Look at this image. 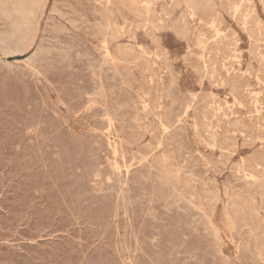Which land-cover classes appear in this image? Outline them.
Returning a JSON list of instances; mask_svg holds the SVG:
<instances>
[{
    "label": "rangeland",
    "instance_id": "obj_1",
    "mask_svg": "<svg viewBox=\"0 0 264 264\" xmlns=\"http://www.w3.org/2000/svg\"><path fill=\"white\" fill-rule=\"evenodd\" d=\"M181 3L48 0L32 28L14 20L12 2L0 10V264H264V0Z\"/></svg>",
    "mask_w": 264,
    "mask_h": 264
},
{
    "label": "bare ground",
    "instance_id": "obj_2",
    "mask_svg": "<svg viewBox=\"0 0 264 264\" xmlns=\"http://www.w3.org/2000/svg\"><path fill=\"white\" fill-rule=\"evenodd\" d=\"M47 1H48V0H0V7H2V9H0V10L5 9V7H7L8 2H12V7H13V8H12V9H13V10H12V14H13L14 16H16V19H14V20H17V21H18L19 26H20L21 24H23L22 26L25 25V26H29V27H31L30 24H32L33 20H36V18H37V14H38V12H39V9H41L43 6H45V4L47 3ZM63 1H64V0H63ZM125 1H127V0H125ZM128 1H130V0H128ZM152 1H153V0H152ZM161 1H162V0H161ZM171 1H172V0H171ZM180 1H182V3H183V0H180ZM190 1H193V0H190ZM210 1H211V0H209V2H210ZM99 2H100V1H99ZM150 2H151V1H150ZM184 2H185V1H184ZM247 2H249V1H247ZM56 3H57V2H56ZM59 3H60V2H59ZM72 3H73V2H72ZM106 3H108V2L106 1ZM124 3H125V2H124ZM124 3H123V4H124ZM141 3H142V2H141ZM164 3H165V2H164ZM178 3H179V2H178ZM178 3H177V4H178ZM182 3H181V4H182ZM188 3H190V2H188ZM195 3H196V2H194V4H195ZM197 3H198V5H199V2H197ZM206 3H207V2H206ZM61 4H62V3H61ZM101 4H102V3H101ZM157 4H158V1H157ZM184 4H185V3H184ZM262 4H263V3H262ZM262 4H261V5H262ZM58 5H59V4H58ZM64 5H65V4H64ZM96 5H97V4H96ZM105 5H106V4H105ZM139 5H140V4H139ZM147 5H148V4H147ZM169 5H170V4H169ZM172 5H173V4H172ZM191 5H193V3H191ZM191 5H189V6H191ZM196 5H197V4H196ZM76 6H77V5H76ZM130 6H131V4H130ZM153 6H154V5H153ZM174 6H176V5H174ZM177 6H178V5H177ZM177 6H176V7H177ZM193 6H194V5H193ZM210 6H212V5H210ZM87 7H88V6H87ZM113 7H114V6H113ZM162 7H163V6H162ZM171 7H172V6H171ZM197 7H198V6H197ZM100 8H101V7H100ZM127 8H128V7H127ZM129 8H130V7H129ZM131 8H132V7H131ZM154 8H155V7H154ZM159 8H160V6H159ZM166 8H167V7H166ZM185 8H187V7H185ZM191 8H193V7H191ZM200 8H202V6H201ZM57 9H59V7H58ZM68 9H69V8H68ZM85 9H86V8H85ZM108 9H110V8H108ZM116 9H117V8H116ZM134 9H135V8H134ZM164 9H165V8H164ZM171 9H173V8H171ZM263 9H264V8H263ZM59 10H61V9H59ZM66 10H67V8H66ZM173 10H175V9H173ZM187 10H188V9H187ZM5 11H6V10H5ZM56 11H58V10H56ZM116 11H117V10H116ZM119 11H120V10H119ZM122 11H123V9H122ZM138 11H139V10H138ZM138 11H137V12H138ZM140 11H141V10H140ZM155 11H156V10H155ZM193 11H195V10H193ZM228 11H229V9H228ZM263 11H264V10H263ZM263 11H262V12H263ZM60 12H62V10H61ZM86 12H87V11H86ZM110 12H111V11H110ZM113 12H114V11H113ZM113 12H112V13H113ZM123 12H124V11H123ZM142 12H143V11H142ZM160 12H161V11H160ZM162 12H163V11H162ZM162 12H161V13H162ZM168 12H169V11L167 10V13H168ZM170 12H171V10H170ZM224 12H225V11H224ZM246 12H247V11H246ZM3 13H4V12H3ZM3 13H2V14H3ZM5 13H6V12H5ZM5 13H4V16H5ZM7 13H8V11H7ZM51 13H52V12H51ZM107 13H108V12H107ZM118 13H119V12H118ZM118 13H117V15H118ZM163 13H164V12H163ZM182 13H183V12H182ZM184 13H185V12H184ZM184 13H183L182 15H184ZM189 13H190V12H189ZM219 13H220V12H219ZM229 13H230V12H229ZM244 13H245V12H244ZM62 14H63V13H62ZM114 14H115V13H113V15H114ZM144 14H146V13H144ZM169 14H170V13H168V14H166V15H169ZM173 14H174V13H173ZM250 14H251V13H250ZM0 15H1V14H0ZM9 15H10V12H9ZM58 15L60 16V14H58ZM95 15H96V14H95ZM109 15L112 17V14H109ZM117 15H116V16H117ZM164 15H165V14H164ZM171 15H172V14H171ZM180 15H181V14H180ZM247 15H248V14H247ZM11 16H12V15H11ZM61 16H63V15H61ZM61 16H60V17H61ZM70 16H71V15H70ZM110 16H109V17H110ZM153 16H154V15H153ZM178 16H179V14H178ZM212 16H213V15H212ZM214 16H215V15H214ZM219 16L221 17L220 14H219ZM255 16H256V15H255ZM9 17H10V16H9ZM9 17H8V18H9ZM66 17H67V16H65V18H66ZM68 17H69V16H68ZM107 17H108V16H107ZM109 17H108V22H110ZM114 17H115V16H114ZM155 17H156V15H155ZM183 17H184V16H183ZM194 17H196V16H194ZM206 17H207V16H206ZM210 17H211V15H210ZM215 17H216V16H215ZM1 18H3V15H2ZM48 18H49V17H48ZM63 18H64V17H63ZM65 18H64V19H65ZM84 18H85V17H84ZM146 18H147V16H146ZM150 18H151V17H150ZM153 18H154V17H153ZM186 18H187V17H186ZM207 18H208V17H207ZM211 18H213V17H211ZM242 18H243V17H242ZM249 18H250V17H249ZM102 19H103V17H102ZM104 19H106V18H104ZM111 19H112V18H111ZM147 19H148V18H147ZM165 19H166V18H165ZM179 19H180V18H179ZM179 19H178V21H179ZM181 19H182V18H181ZM184 19H185V18H184ZM215 19H216V18H215ZM217 19H218V17H217ZM4 20H5V19H4ZM12 20H13V19H12ZM14 20H13V21H14ZM54 20H55V17H54ZM171 20H172V19H171ZM188 20H189V18H188ZM208 20H210V19H208ZM233 20H234V17H233ZM233 20H232V21H233ZM258 20H259V19H258ZM13 21H10V23L13 22ZM17 21H14V22H13V26H14V27H16V24L14 25V23H15V22L17 23ZM48 21H49V20L47 19V22H48ZM101 21H102V20H100L99 22H101ZM126 21H127V20H126ZM146 21H147V20H146ZM180 21H181V20H180ZM210 21H211V20H210ZM5 22H6V20H5ZM59 22H60V21H59ZM83 22H84V21H83ZM127 22H129V21H127ZM134 22H135V20H134ZM194 22H195V21H194ZM204 22H205V20H204ZM208 22H209V21H208ZM208 22H207V23H208ZM216 22H217V21H216ZM243 22H244V21H243ZM260 22H261V21H260ZM34 23H35V21H34ZM68 23H69V22H68ZM79 23H80V22H79ZM137 23H138V22H137ZM143 23H144V22H143ZM150 23H152L151 20H150ZM163 23H165V22H163ZM188 23H189V22H188ZM218 23H219V21L217 22V25H218ZM257 23H258V22H257ZM11 24H12V23H11ZM70 24H71V23H70ZM74 24H75V23H74ZM77 24H78V23H77ZM158 24H159V23H158ZM168 24H170V23H168ZM173 24H174V23H173ZM186 24H187V21H186ZM209 24H210V23H209ZM211 24H212V23H211ZM5 25H6V23H5ZM17 25H18V24H17ZM62 25H63V22H62ZM79 25H80V24H79ZM109 25H110V24H109ZM137 25H138V24H137ZM143 25H144V24H143ZM143 25H142V26H143ZM146 25H147V24H146ZM150 25H151V24H150ZM150 25H149V26H150ZM248 25H249V24H248ZM256 25H258V24H256ZM8 26H9V25H8ZM45 26H46V25H45ZM91 26H92V25H91ZM130 26H131V25H130ZM130 26H129V27H130ZM139 26H140V25H139ZM157 26H158V25H157ZM187 26H188V25H187ZM187 26H186V28H188ZM206 26H207V25H206ZM0 27H1V25H0ZM6 27H7V26H6ZM14 27H13V28H14ZM17 27H18V26H17ZM29 27H27V28L24 30V31H25V34H24V36H23V39L26 40V42L29 41V40H31V39L29 38V35H30V34H29V33H30L29 31L32 30V29H30ZM67 27H68V26H67ZM67 27H66V28H67ZM75 27H76V26H75ZM99 27H100V25H99ZM99 27H98V28H99ZM101 27H103V26L101 25ZM150 27H152V25H151ZM153 27H154V25H153ZM166 27H167V24H166ZM172 27H173V26H172ZM189 27H190V26H189ZM208 27H209V26H208ZM215 27H216V26H215ZM246 27H247V26H246ZM246 27H245V28H246ZM250 27H252V26L250 25ZM257 27H258V26H256V28H257ZM2 28H3V26H2ZM4 28H5V27H4ZM31 28H32V27H31ZM66 28H65V29H66ZM90 28H91V27H90ZM124 28H125V26H124ZM134 28H135V26H134ZM157 28H158V27H157ZM157 28H156V29H157ZM168 28H169V27H168ZM173 28H174L173 30H175L176 27H173ZM178 28H179V27H178ZM211 28H212V27H210L209 29H211ZM10 29H11V28H10ZM15 29H16V28H15ZM15 29H14V31H15ZM20 29H21V28H20ZM22 29H23V27H22ZM22 29H21V30H22ZM55 29H56V28H55ZM67 29H68V28H67ZM80 29H81V28H80ZM99 29H101V28H99ZM108 29H109V27H108ZM122 29H123V28H122ZM152 29H153V28H152ZM159 29H161V28H159ZM189 29H190V28H189ZM207 29H208V28H207ZM253 29H254V28H253ZM257 29H258V28H257ZM259 29H260V28H259ZM261 29H262V28H261ZM2 30H4V29H2ZM18 30H19V28H18ZM68 30H69V29H68ZM120 30H121V27H120ZM136 30H137V29H136ZM161 30H162V29H161ZM165 30H166V29H165ZM165 30H163V31H165ZM202 30H203V29H202ZM226 30H227V29H226ZM4 31H5V30H4ZM7 31H8V28H7ZM63 31H64V30H63ZM63 31H62V32H63ZM74 31H75V30H74ZM74 31H73V32H74ZM78 31H79V30H78ZM98 31H99V30H98ZM104 31H105V29H104ZM131 31H132V30H131ZM143 31H144V29H143ZM154 31H155V30H154ZM167 31H169V30H167ZM203 31H205V30H203ZM207 31H208V30H207ZM257 31H258V30H256V32H257ZM20 32H21V31H20ZM20 32H19V33H20ZM62 32H61V33H62ZM64 32H66V30H65ZM67 32H68V31H67ZM133 32H134V31H133ZM145 32H146V30H145ZM147 32H148V31H147ZM150 32H151V31H150ZM152 32H153V31H152ZM165 32H166V31H165ZM177 32H178V31H177ZM180 32H181V31H180ZM184 32H185V31H184ZM189 32H190V31H188V33H189ZM191 32H193V29L191 30ZM212 32H213V31H212ZM225 32H226V31H225ZM246 32H247V31H246ZM262 32H263V31H262ZM7 33H8V32H7ZM12 33H16V34H18L17 32H12ZM31 33H32V32H31ZM33 33H34V32H33ZM74 33H75V32H74ZM109 33H110V32H109ZM226 33H227V32H226ZM250 33H251V31H250ZM252 33H253V31H252ZM257 33H258V32H257ZM10 34H11V32H10ZM76 34H78V33H76ZM83 34H84V33H83ZM111 34H112V33H111ZM123 34H124V32H123ZM143 34H144V33H143ZM157 34H158V33H157ZM186 34H187V32H186ZM197 34H198V33H197ZM248 34H249V33H248ZM263 34H264V33H263ZM14 35H15V34H14ZM20 35H21V34H20ZM42 35H43V33H42ZM46 35H47V33H46ZM46 35H45V36H46ZM59 35H60V34H59ZM103 35H105V34L103 33ZM107 35H108V34H107ZM107 35H106V36H107ZM148 35H149V34H148ZM178 35H179V34H178ZM187 35H188V34H187ZM207 35H208V34H207ZM220 35H221V34H220ZM249 35H250V34H249ZM251 35H252V34H251ZM258 35H259V34H258ZM50 36H51V35H50ZM86 36H87V35H86ZM144 36H145V35H144ZM179 36H180V35H179ZM179 36H178V37H179ZM217 36H218V35H217ZM217 36H216V37H217ZM59 37H60V36H59ZM88 37H89V36H88ZM94 37H95V36H94ZM94 37H93V38H94ZM98 37H99V36H97V38H98ZM104 37H105V36H104ZM155 37H156V36H155ZM158 37H159V36H158ZM184 37H185V35H184ZM192 37H193V36H192ZM247 37H248V36H247ZM261 37H262V36H261ZM15 38H16V37H15ZM19 38H20V37H19ZM40 38H41V37H40ZM60 38H62V36H61ZM206 38H207V37H206ZM211 38H213V36H212ZM211 38H210V39H211ZM231 38H232V36H231ZM262 38H264V37H262ZM82 39H83V38H82ZM94 39H95V38H94ZM99 39H100V38H99ZM106 39H107V37H106ZM153 39H154V38H153ZM225 39H226V38H225ZM225 39H224V40H225ZM234 39H235V36H234ZM249 39H250V38H249ZM252 39H254V38H252ZM259 39H260V38H259ZM21 40H22V38H21ZM85 40H86V39H85ZM189 40H190V39H189ZM195 40H196V38H195ZM198 40H199V39H198ZM207 40H208V39H207ZM212 40H213V39H212ZM227 40H228V39H227ZM231 40H233V38H232ZM231 40H230V41H231ZM12 41H13V40H12ZM15 41H16V39H15ZM18 41H19V43H20V40H19V39H18ZM54 41H55V40H54ZM154 41H155V39H154ZM159 41H160V39H159ZM249 41H250V40H249ZM249 41H248V42H249ZM251 41H252V40H251ZM263 41H264V40H263ZM23 42L25 43V41H23ZM40 42H41V41H40ZM202 42H203V41H202ZM232 42H233V41H232ZM234 42H235V41H234ZM258 42H259V41H258ZM261 42H262V41H261ZM21 43H22V42H21ZM97 43H98V42H97ZM100 43H102V42H100ZM153 43H154V42H153ZM158 43H159V42H158ZM158 43H157V44H158ZM222 43H223V42H222ZM230 43H231V42H230ZM230 43H229V44H230ZM253 43H254V42H253ZM3 44H4V43H3ZM22 44H23V43H22ZM26 44H29V43H26ZM80 44H81V43H80ZM90 44H91V43H90ZM104 44H106V43H104ZM187 44H188V43H187ZM227 44H228V43H227ZM227 44H226V45H227ZM234 44H235V43H234ZM250 44H251V43H250ZM254 44H255V43H254ZM256 44H257V43H256ZM258 44H259V43H258ZM261 44H262V43H261ZM50 45H51V44H50ZM88 45H89V44H88ZM92 45H93V44H92ZM101 45H102V44H101ZM134 45H135V44H134ZM196 45H197V44H196ZM202 45H203V43H202ZM220 45H221V44H220ZM226 45H225V46H226ZM237 45H238V44H237ZM248 45H249V44H248ZM251 45H252V44H251ZM22 46H23V45H22ZM37 46H38V45H37ZM143 46H145V44H144ZM158 46H159V45H158ZM206 46H207V45H206ZM222 46H223V45H222ZM222 46H221V49H222ZM227 46H228V45H227ZM18 47H19V46H18ZM27 47H28V46H27ZM196 47H197V46H196ZM201 47H202V46H201ZM208 47H209V46H208ZM214 47H215V46H214ZM223 47H224V46H223ZM230 47H231V46H230ZM248 47H249V46H248ZM253 47H254V46H253ZM259 47H260V46H259ZM49 48H50V47H49ZM140 48H141V47H140ZM158 48H159V47H158ZM161 48H163V46H161ZM199 48H200V45H199ZM257 48H258V47H257ZM52 49H53V48H52ZM95 49H96V48H95ZM98 49H99V48H98ZM137 49H138V48H137ZM145 49H146V48H145ZM192 49H193V48H192ZM192 49H191V50H192ZM195 49H196V48H195ZM195 49L193 50L194 53H195V51H196ZM227 49H228V48H227ZM233 49H234V47H233ZM255 49H256V48H255ZM261 49H262V48H261ZM12 50H13V48H12ZM24 50H26L25 47H24V49L21 48V50L11 51L10 53H12V54L20 53V54H21V52H23ZM48 50H49V49H48ZM102 50H105V49H102ZM147 50H148V49H147ZM162 50H163V49H162ZM162 50H160V51H162ZM247 50H248V49H247ZM256 50H257V49H256ZM99 51H101V50H99ZM107 51H108V50H107ZM114 51H116V53H117V50H114ZM158 51H159V50H158ZM186 51H187V50H186ZM193 51H192V52H193ZM202 51H203V49H202ZM205 51H207V49H205ZM205 51H204V52H205ZM232 51H233V50H232ZM253 51H254V49L252 50V54H254ZM1 52H2V51H1ZM49 52H50V51H49ZM51 52H52V51H51ZM70 52H71V51H70ZM137 52H139V51L137 50ZM213 52H214V51H213ZM215 52H216V50H215ZM225 52H226V51H225ZM227 52H228V51H227ZM234 52H235V51H234ZM258 52H259V50H258ZM97 53H98V52H97ZM106 53H107V52H106ZM144 53H145V52H144ZM154 53H155V52H154ZM186 53H187V52H186ZM211 53H212V52H211ZM259 53H260V52H259ZM108 54H109V53H108ZM145 54H146V53H145ZM166 54H167V53H166ZM187 54H188V53H187ZM187 54H186V55H187ZM190 54H191V53H190ZM197 54H199V53H197ZM197 54H196V55H197ZM202 54H203V53H202ZM204 54H205V53H204ZM109 55H110V54H109ZM142 55H143V54H142ZM148 55H149V54H148ZM150 55H152V54H150ZM150 55H149V56H150ZM158 55H159V54H158ZM163 55H164V54H163ZM167 55H168V54H167ZM167 55H166V56H167ZM225 55H226V54H224V56H225ZM238 55H239V54H238ZM248 55H249V54H248ZM256 55H257V54H256ZM49 56H50V55H49ZM51 56H52V55H51ZM70 56H71V55H70ZM94 56H95V55H94ZM100 56H101V54H100ZM102 56H104V55H102ZM105 56H106V55H105ZM183 56H184V54H183ZM198 56H199V55H198ZM198 56H197V57H198ZM200 56H201V55H200ZM219 56H220V55H219ZM229 56H230V55H229ZM231 56H232V55H231ZM254 56H255V54H254ZM254 56H253V58H254ZM259 56H261V55H259ZM110 57H111V56H110ZM119 57H120V56H119ZM158 57H160V55H159ZM177 57H178V56H177ZM181 57H182V56H181ZM192 57H193V56H192ZM201 57H202V56H201ZM207 57H208V56H207ZM221 57H222V55H221ZM27 58H28V57H27ZM106 58H107V57H106ZM112 58H113V57H112ZM148 58H149V57H148ZM150 58H151V57H150ZM150 58H149V59H150ZM153 58H154V57H153ZM164 58H165V57H164ZM182 58H184V57H182ZM188 58H189V56H188ZM217 58H218V57H217ZM223 58H224V57H222V59H223ZM225 58H226V56H225ZM232 58H233V57H232ZM232 58H231V59H232ZM234 58H235V57H234ZM237 58H238V57H237ZM257 58H258V57H257ZM259 58H261V57H259ZM157 59H158V58H157ZM161 59H162V58H161ZM194 59H195V58H194ZM194 59L192 58V60H194ZM196 59H198V58H196ZM200 59H201V58H200ZM211 59H212V58H211ZM262 59H263V58H262ZM65 60H66V59H65ZM65 60H64V62H66ZM104 60H105V58H104ZM162 60H164V59H162ZM167 60H169V59H167ZM167 60H166V61H167ZM170 60H171V59H170ZM177 60H178V59H177ZM186 60H187V59H186ZM190 60H191V59H190ZM192 60H191V61H192ZM224 60H225V59H224ZM226 60H227V59H226ZM232 60H233V59H232ZM243 60H244V59H243ZM24 61H25V60H24ZM26 61H27V60H26ZM151 61H152V60H151ZM151 61H150V62H151ZM166 61H165V63H166ZM172 61H173V60H172ZM196 61H198V60H196ZM204 61H205V60H204ZM214 61H215V60H214ZM217 61H218V59H217ZM230 61H231V60H230ZM257 61H258V60H257ZM261 61H262V60H261ZM263 61H264V60H263ZM27 62H28V61H27ZM42 62H43V61H42ZM72 62H73V61H72ZM79 62H80V61H79ZM146 62H147V61H146ZM189 62H190V61H189ZM219 62H221V60H219V61L216 62V63H219ZM228 62H229V61H227V63H228ZM247 62H248V61H247ZM250 62H251V61H250ZM250 62H249V63H250ZM28 63H29V62H28ZM31 63H32V62H31ZM43 63H44V62H43ZM94 63H95V62H94ZM107 63H108V61H107ZM147 63H148V62H147ZM165 63H164V64H165ZM192 63H193V62H192ZM192 63H191V64H192ZM196 63H197V62H196ZM196 63H193V67H192V66H191V67L194 68V64H196ZM198 63H199V62H198ZM209 63H210V62H209ZM209 63L206 62V64H209ZM223 63H224V62H223ZM229 63H230V62H229ZM235 63L237 64V62H235ZM263 63H264V62H263ZM12 64H13V63H12ZM62 64H63V63H62ZM65 64H66V63H65ZM129 64H130V63H129ZM149 64H150V63H148V65H149ZM185 64H186V63H185ZM210 64H211V63H210ZM230 64H231V63H230ZM257 64H258V63H257ZM31 65H32V64H31ZM31 65H29V66H31ZM75 65H76V64H75ZM110 65H111V64H110ZM151 65H152V64H151ZM157 65H158V64H157ZM166 65H167V64H165V66H166ZM202 65H203V64H202ZM212 65H213V64H212ZM241 65H242V64H241ZM251 65H252V64H251ZM261 65H262V63H261ZM39 66H40V65H39ZM105 66H106V65H105ZM108 66H109V65H108ZM112 66H113V65H112ZM153 66H154V65H153ZM168 66H171V65H168ZM220 66H221V65H220ZM223 66H224V65H223ZM227 66H229V65H227ZM258 66H259V65H258ZM35 67H36V66H35ZM37 67H38V65H37ZM71 67H72V66H71ZM124 67H125V66H124ZM151 67H152V66H151ZM166 67H167V66H166ZM196 67H197V66H196ZM210 67H212V66H211V65H210V66H207L206 69L208 70ZM231 67H232V66H231ZM239 67H240V66H239ZM245 67H246V66H245ZM252 67H253V66H252ZM263 67H264V66H263ZM32 68H34V67H32ZM92 68H94V66H93ZM103 68H104V67H103ZM112 68H113V67H112ZM162 68H163V67H162ZM184 68H185V67H184ZM27 69H28V68H27ZM36 69H37V68H36ZM113 69H114V68H113ZM158 69H159V67H158ZM166 69H167V68H166ZM166 69H165V70H166ZM171 69H173V68H171ZM223 69H224V68H223ZM251 69H252V68H251ZM29 70H30V68H29ZM41 70H42V69H39V71H41ZM95 70H96V69H95ZM115 70H117V69H115ZM173 70H174V69H173ZM173 70H172V73H173ZM191 70H192V69H191ZM194 70H197V69H194ZM200 70H201V69H200ZM227 70H228V69H227ZM227 70H226V71H227ZM229 70H230V69H229ZM246 70H247V69H246ZM252 70H253V69H252ZM260 70H261V67H260ZM30 71H31V70H30ZM33 71H34V70H33ZM97 71L99 72V70H97ZM113 71H114V70H113ZM169 71H170V70H169ZM184 71H185V70H184ZM192 71H193V70H192ZM201 71H202V70H201ZM219 71H220V70H219ZM219 71H218V72H219ZM256 71H257V70H256ZM258 71H259V70H258ZM41 72H42V71H41ZM75 72H76V71H75ZM170 72H171V71H170ZM170 72H169V73H170ZM195 72H196V71H195ZM204 72H205V71H204ZM210 72H211V71H210ZM221 72H222V71H221ZM244 72H245V71H244ZM254 72H255V71H254ZM35 73H36V72H35ZM35 73H34V74H35ZM49 73H50V72H49ZM88 73H89V72H88ZM95 73H96V72H95ZM172 73H171V74H172ZM174 73H175V71H174ZM202 73H203V72H202ZM208 73H209V70H208ZM211 73H212V72H211ZM239 73H240V72H239ZM249 73H252V72L250 71ZM249 73H248V74H249ZM262 73H264V72H262ZM262 73H261V74H262ZM42 74H43V73H42ZM96 74H97V73H96ZM103 74H104V73H103ZM118 74H119V73H118ZM120 74H121V73H120ZM154 74H155V72H154ZM162 74H163V73H162ZM198 74H199V73H198ZM229 74H230V73H229ZM229 74H228V75H229ZM235 74H236V73H235ZM237 74H238V73H237ZM121 75H122V74H121ZM175 75H176V73H175ZM211 75H212V74H211ZM211 75H210V76H211ZM228 75H227V76H228ZM239 75H240V74H239ZM18 76H19V75H18ZM32 76H33V75H32ZM40 76H41V75H40ZM73 76H74V75H73ZM117 76H118V75H117ZM117 76H116V77L114 76V77L117 78ZM172 76H173V75H172ZM198 76H199V75H198ZM205 76H206V75H205ZM208 76H209V74H208ZM216 76H217V75H216ZM216 76H215V77H216ZM235 76H237V75H235ZM249 76H250V75H249ZM45 77H46V76H45ZM52 77H53V76H52ZM54 77H55V76H54ZM119 77H120V76H119ZM123 77H124V76H123ZM159 77H160V76H159ZM241 77H242V76H241ZM259 77H260V76H259ZM33 78H34V77H33ZM42 78H43V77H42ZM57 78H58V77H57ZM98 78H99V77H98ZM102 78H103V77H102ZM124 78H125V77H124ZM162 78H163V76H162ZM172 78H173V77H172ZM175 78H176V77H175ZM212 78L214 79V77H212ZM242 78H243V77H242ZM247 78H248V76H247ZM263 78H264V77H263ZM60 79H61V78H60ZM119 79H120V78H119ZM213 79H212V81H213ZM218 79H219V78H218ZM228 79H229V78H228ZM253 79H254V78H253ZM49 80H50V77H49ZM63 80H64V79H63ZM97 80H98V79H97ZM101 80H102V79H101ZM117 80H118V79H116L115 82H117ZM122 80H123V79H122ZM122 80H120V81H122ZM124 80H125V79H124ZM164 80H165V79H164ZM166 80H167V79H166ZM168 80H169V79H168ZM172 80H173V79H172ZM224 80H225V79H224ZM230 80H233V79H230ZM235 80H236V79H235ZM43 81H44V80H43ZM51 81H52V80H51ZM76 81H77V80H76ZM94 81H95V80H94ZM157 81H159V78L157 79ZM216 81H218V80H216ZM233 81H234V80H233ZM247 81H248V80H247ZM247 81H246V82H247ZM70 82H71V81H69V83H70ZM72 82H73V81H72ZM77 82H78V81H77ZM107 82H108V81H107ZM113 82H114V81H113ZM163 82H165V81H163ZM163 82H162V84H163ZM176 82H178L177 79H176L175 83H176ZM250 82H251V81H250ZM250 82H249V83H250ZM263 82H264V81H263ZM263 82H261V83H263ZM13 83H14V82H13ZM37 83H38V79H37ZM40 83H41V82H40ZM66 83H67V82H66ZM80 83H81V82H80ZM96 83H97V82H96ZM218 83H219V81H218ZM232 83H233V82H231V84H232ZM247 83H248V82H247ZM247 83H246V84H247ZM257 83H258V81H257ZM48 84H49V83H48ZM52 84H54V82H53ZM102 84H103V83H102ZM112 84H115V83H112ZM119 84H121V83H119ZM177 84H178V83H177ZM214 84H215V83H214ZM216 84H217V83H216ZM220 84H221V83H220ZM225 84H226V82H225ZM238 84H239V83H238ZM246 84H245V85H246ZM263 84H264V83H263ZM13 85H14V84H13ZM40 85H41V84H40ZM95 85H96V84H95ZM157 85H159V83H158ZM160 85H161V84H160ZM163 85H164V84H163ZM174 85H175V84H174ZM233 85H234V84H233ZM233 85H232V86H233ZM239 85H240V84H239ZM245 85H244V86H245ZM45 86H46V85H45ZM113 86H114V85H113ZM113 86H112V87H113ZM178 86H179V85H178ZM178 86H177V87H178ZM219 86H220V85H219ZM223 86H224V85H223ZM234 86L236 87V85H234ZM240 86H241V85H240ZM249 86H250V85H249ZM37 87H38V86H37ZM51 87H52V85H51ZM107 87H108V86H107ZM114 87H116V86H114ZM120 87H121V86H120ZM159 87H160V86H159ZM159 87H158V88H159ZM165 87H166V86H165ZM165 87H164V88H165ZM225 87H226V86H225ZM250 87H251V86H250ZM260 87H261V86H260ZM43 88H44V87H43ZM109 88H110V87H109ZM116 88H117V87H116ZM129 88H130V87H129ZM175 88H176V86H175ZM231 88H232V87H231ZM236 88H237V87H236ZM238 88H239V87H238ZM49 89H50V88H49ZM97 89H98V88H97ZM172 89H173V86H172ZM233 89H234V88H233ZM262 89H263V88H262ZM37 90H38V89H37ZM100 90H101V89H100ZM106 90H107V89H106ZM106 90H105V91H106ZM120 90H121V89H120ZM158 90H159V89H158ZM174 90H175V89H174ZM174 90H173V93H174ZM236 90H237V89H236ZM245 90H246V89H245ZM249 90H250V88H249ZM249 90H248V91H249ZM164 91H165V90H164ZM170 91H171V90H170ZM175 91H176V90H175ZM239 91H240V90H239ZM51 92H52V91H51ZM93 92H94V91H93ZM119 92H120V91H119ZM156 92H157V91H156ZM167 92H168V90H167ZM232 92H233V90H232ZM237 92H238V91H237ZM241 92H242V91H241ZM256 92H257V91H256ZM258 92H259V91H258ZM263 92H264V91H263ZM98 93H99V92H98ZM98 93H97V94H98ZM102 93H103V91H102ZM106 93H107V92H106ZM159 93H160V92H159ZM175 93H176V92H175ZM181 93H182V92H181ZM247 93H248V92H247ZM261 93H262V92H261ZM48 94H49V93H48ZM53 94H54V93H53ZM115 94H116V93H115ZM166 94H167V93H166ZM171 94H172V93H171ZM186 94H187V93H186ZM188 94H189V93H188ZM237 94H238V93H237ZM239 94H240V93H239ZM21 95H22V93H21ZM87 95H88V94H87ZM89 95H90V94H89ZM92 95H93V93H92ZM103 95H104V94H103ZM109 95H110V93H109ZM119 95H121V94H119ZM122 95H123V94H122ZM174 95H175V94H174ZM241 95H242V94H241ZM252 95H253V94H252ZM43 96H44V95H43ZM43 96H42V97H43ZM55 96H56V95H55ZM77 96H78V95H77ZM82 96H83V95H82ZM161 96H162V95H161ZM178 96H179V95H177V97H178ZM231 96H232V95H231ZM235 96H236V95H235ZM58 97H59V96H58ZM102 97H103V96H102ZM102 97H101V98H102ZM105 97H106V96H105ZM122 97H123V96H122ZM163 97H164V96H163ZM169 97H170V96H169ZM177 97H176V99H177ZM194 97H195V96H194ZM239 97H240V96H239ZM239 97H238V98L236 97L237 100L239 99ZM246 97H247V96H246ZM255 97H256V95H255ZM259 97H260V96H259ZM51 98H52V97H51ZM159 98H160V97H159ZM159 98H158V99H159ZM170 98H171V97H170ZM187 98H188V97H187ZM187 98H184V99H187ZM260 98H261V97H260ZM260 98H258V99H260ZM56 99H57V98H56ZM88 99H89V98H88ZM178 99H179V98H178ZM222 99H223V98H222ZM232 99H233V98H232ZM44 100H45V99H44ZM53 100H54V99H53ZM126 100H127V99H125V101H126ZM141 100H142V99H141ZM188 100H189V99H188ZM188 100H187V101H188ZM223 100H224V99H223ZM241 100L244 101L242 98H241ZM50 101H51V100H50ZM50 101H49V103H50ZM86 101H87V100H86ZM128 101H129V100H128ZM155 101H156V100H155ZM176 101H177V100H176ZM185 101H186V100H185ZM189 101H190V100H189ZM233 101H234V99H233ZM238 101H239V100H238ZM246 101H247V100H246ZM255 101H257V100H255ZM54 102H55V101H54ZM109 102H110V101H109ZM126 102H127V101H126ZM163 102H164V101H163ZM170 102H171V101H170ZM174 102H175V101H174ZM174 102H173V103H174ZM193 102H194V101H193ZM193 102H192V103H193ZM220 102H221V101L219 100L218 103H220ZM252 102H254V101L252 100ZM102 103H103V102H102ZM155 103H156V102H155ZM164 103H165V102H164ZM179 103H180V102H179ZM188 103H189V102H188ZM224 103H225V101H224ZM242 103H243V102H242ZM246 103H247V102H246ZM254 103H255V102H254ZM254 103H253V104H254ZM44 104H45V103H44ZM54 104H55V103H54ZM88 104H90V103L88 102ZM93 104H94V103H93ZM104 104H105V103H104ZM142 104H143V103H142ZM175 104H176V103H175ZM181 104H182V103H181ZM185 104H186V103H185ZM225 104H226V103H225ZM231 104H232V103H231ZM261 104H262V103H261ZM60 105H61V104H60ZM106 105H107V104H106ZM113 105H114V104H113ZM115 105H116V104H115ZM139 105H140V103H139ZM139 105H138V106H139ZM183 105H184V104H183ZM186 105H187V104H186ZM210 105H211V104H210ZM210 105H209V107H210ZM214 105H215V104H214ZM217 105H218V104H217ZM251 105H252V104H251ZM254 105H255V104H254ZM87 106H88V105H87ZM118 106H119V105H118ZM146 106H147V105H146ZM168 106H169V105H168ZM168 106H167V107H168ZM177 106H180V105L177 104ZM219 106H220V105H219ZM230 106H231V105H230ZM248 106H249V105H248ZM66 107H67V106H66ZM101 107H102V106H101ZM104 107H105V105H104ZM156 107H158V106H156ZM169 107H170V106H169ZM213 107H214V106H213ZM220 107H221V106H220ZM237 107H238V106H237ZM246 107H247V106H246ZM263 107H264V106H263ZM64 108H65V107H64ZM77 108H79V107H77ZM97 108H98V106H97ZM175 108L177 109V107H175ZM187 108H188V107H187ZM221 108H222V107H221ZM223 108H224V107H223ZM228 108H229V107H228ZM235 108H236V107H235ZM243 108H244V107H243ZM248 108H250V107H248ZM254 108H255V106H254ZM258 108H259V107H258ZM61 109H62V108H60V110H61ZM70 109H71V108H70ZM84 109H86V108H84ZM105 109H106V108H105ZM142 109H143V108H142ZM159 109H160V108H159ZM173 109H174V108H173ZM179 109H180V108H179ZM50 110H51V109H50ZM98 110H99V108H98ZM101 110H102V109H101ZM114 110H115V108H114ZM119 110H120V108H119ZM119 110H118V111H119ZM152 110H153V109H152ZM177 110H178V109H177ZM186 110H187V109H186ZM207 110H208V108H207ZM207 110H206V111H207ZM214 110H215V108H214ZM227 110H228V109H227ZM252 110H253V108H252ZM78 111H79V110H78ZM85 111H86V110H85ZM108 111H109V109H108ZM112 111H113V110H112ZM121 111H122V110H121ZM168 111H169V110H168ZM170 111H171V114L174 113V112H172V110H170ZM174 111L176 112V110H174ZM178 111H179V110H178ZM180 111H181V110H180ZM210 111H211V109H210ZM235 111H236V110H235ZM237 111H238V110H237ZM8 112H9V111H8ZM113 112H115V111H113ZM113 112H112V113H113ZM122 112H123V111H122ZM212 112H213V111H212ZM228 112H229V111H228ZM244 112H245V111H244ZM253 112H254V111H253ZM253 112H252V113H253ZM261 112H262V111H261ZM263 112H264V111H263ZM73 113H74V112H73ZM79 113H80V112H79ZM83 113H84V112H83ZM107 113H108V112H107ZM118 113H119V112H118ZM180 113H181V112H180ZM182 113H183V112H182ZM237 113H238V112H237ZM256 113H257V111H256ZM64 114H65V112H64ZM88 114H89V113H88ZM88 114H87V115H88ZM114 114H115V113H114ZM119 114H120V113H119ZM119 114H118V115H119ZM122 114H123V113H122ZM159 114H160V113H159ZM169 114H170V113H169ZM228 114H229V113H228ZM233 114H234V110H233ZM239 114H241V113H239ZM261 114H263V113H261ZM42 115H43V114H42ZM76 115H77V114H76ZM85 115H86V114H85ZM108 115H109V114H108ZM120 115H121V114H120ZM120 115H119V116H120ZM154 115H155V114H154ZM179 115H180V114H179ZM179 115H178V116H179ZM181 115H182V114H181ZM209 115H210V114H209ZM251 115H252V114H251ZM263 115H264V114H263ZM58 116H59V115H58ZM144 116H145V115H144ZM173 116L175 117L174 114H173ZM176 116H177V115H176ZM230 116H231V115H230ZM246 116H247V115H246ZM246 116H245V117H246ZM259 116H260V115H259ZM74 117H75V116H74ZM84 117H85V116H84ZM171 117H172V116H171ZM171 117H170V118H171ZM223 117H224V116H223ZM240 117H241V116L239 115V119H241ZM243 117H244V116H243ZM245 117H244V118H245ZM103 118H104V117H103ZM119 118H120V117H119ZM142 118H143V117H142ZM144 118H146V117H144ZM156 118H157V117H156ZM161 118H163V117H161ZM161 118H160V119H161ZM166 118H169V117H166ZM166 118H165V119H166ZM204 118H205V117H204ZM254 118H255V117H254ZM256 118H257V117H256ZM100 119H101V118H100ZM104 119H105V118H104ZM173 119H174V118H173ZM209 119H211V118H209ZM212 119H213V118H212ZM230 119H232V118H230ZM230 119H229V120H230ZM245 119H246V118H245ZM259 119H260V117H259ZM55 120H56V119H55ZM85 120H86V119H85ZM85 120H84V121H85ZM98 120H99V119H98ZM142 120H143V119H142ZM169 120H170V119H169ZM182 120H183V119H182ZM205 120H206V119H205ZM229 120H228V121H229ZM237 120H238V119H237ZM65 121H67V120H65ZM76 121H77V120H76ZM80 121H81V120H80ZM122 121H123V119H122ZM157 121H158V120H157ZM208 121H210V120H208ZM248 121H249V120H248ZM259 121H261V119H260ZM81 122H82V121H81ZM111 122H112V121H111ZM116 122H117V121H116ZM161 122H162V121H161ZM168 122H169V121H168ZM172 122H173V121H172ZM240 122H241V121H240ZM244 122H245V121H244ZM102 123H104V122H102ZM105 123H106V122H105ZM184 123H185V122H184ZM227 123H228V122H227ZM247 123H249V122H247ZM80 124H81V123H80ZM94 124H95V123H94ZM116 124H117V123H116ZM119 124H120V123H119ZM172 124H173V123H172ZM181 124H182V123H181ZM185 124H186V123H185ZM210 124H211V123H210ZM213 124H214V123H213ZM224 124H225V123H224ZM228 124H229V123H228ZM233 124L236 125L235 122H234ZM245 124H246V122H245ZM259 124H260V123H259ZM261 124H262V123H261ZM14 125H15V124H14ZM43 125H44V124H43ZM81 125H83V124H81ZM87 125H88V124H87ZM95 125H96V124H95ZM126 125H128V124H126ZM162 125H164V124H162ZM176 125H177V124H176ZM178 125H179V124H178ZM183 125H184V124H183ZM242 125H244V124H242ZM262 125H263V124H262ZM157 126H159V125L157 124ZM164 126H165V125H164ZM185 126H186V125H185ZM195 126H196V125H195ZM237 126H238V125H237ZM263 126H264V125H263ZM112 127H113V126H112ZM114 127H116V125H114ZM165 127H166V126H165ZM169 127H172V126H169ZM182 127H183V126H182ZM224 127H225V126H224ZM228 127H229V126H228ZM239 127H240V126H239ZM260 127H261V126H260ZM15 128H17V127H15ZM39 128H40V127H39ZM68 128H70V127H68ZM87 128H88V127H87ZM96 128H97V127H96ZM127 128H129V127H127ZM127 128H125V129H127ZM161 128H163V127H161ZM173 128H174V127H173ZM218 128H219V127H218ZM230 128H231V127H230ZM242 128H243V127H242ZM263 128H264V127H263ZM116 129H117V127H116ZM118 129H119V128H118ZM122 129H123V127H122ZM122 129H121V130H122ZM171 129H172V128H171ZM181 129H183V128H181ZM261 129H262V128H261ZM31 130H32V128H31ZM37 130H39V129H37ZM173 130H174V129H173ZM173 130H172V131H173ZM221 130H222V129H221ZM234 130H235V129H234ZM238 130H239V129H238ZM241 130H242V129H241ZM253 130H254V129H253ZM263 130H264V129H263ZM100 131H101V130H100ZM106 131H107V130H106ZM123 131H124V130H123ZM163 131H164V130H163ZM163 131H162V132H163ZM212 131H213V130H212ZM215 131H216V130H215ZM219 131H220V130H219ZM239 131H240V130H239ZM247 131H248V130H247ZM27 132H28V131H27ZM35 132H36V130H35ZM37 132H38V131H37ZM85 132H86V131H85ZM87 132H88V131H87ZM114 132H115V131H114ZM125 132H126V131H125ZM127 132H128V131H127ZM130 132H132V131H130ZM186 132H187V131H186ZM221 132H222V131H221ZM236 132H237V131H236ZM242 132H243V131H242ZM251 132H252V131H251ZM33 133H34V132H33ZM67 133H68V132H67ZM88 133H89V132H88ZM90 133H91V132H90ZM166 133H168V132H166ZM180 133H181V132H180ZM180 133H179V134H180ZM183 133H184V132H183ZM183 133L181 134L182 136H183ZM215 133H216V132H215ZM222 133H223V132H222ZM228 133H230L229 130H228ZM259 133H260V131H259ZM36 134H37V133H36ZM86 134H87V133H86ZM117 134H118V133H117ZM129 134H131V133H129ZM220 134H221V133H220ZM223 134H224V133H223ZM239 134H240V133H239ZM245 134H246V133H245ZM245 134H244V135H245ZM249 134H251V133L249 132ZM252 134H253V133H252ZM263 134H264V133H263ZM263 134H262V135H263ZM89 135H90V134H89ZM96 135H97V134H96ZM131 135H132V134H131ZM175 135H176V133H175ZM260 135H261V134H260ZM66 136H67V135H66ZM133 136H134V135H133ZM161 136H162V135H161ZM247 136H248V135H247ZM258 136H259V135H258ZM75 137H76V136H75ZM85 137H86V136H85ZM92 137H93L94 141H96V139L94 138L95 136H92ZM116 137H117V136H116ZM123 137H124V136H123ZM130 137H131V136H130ZM175 137H176V136H175ZM186 137H187V136H186ZM224 137H225V136H223V138H224ZM228 137H229V136H228ZM245 137H246V136H245ZM260 137H262V136H260ZM41 138H42V137H41ZM170 138H171V136H170ZM177 138H178V136H177ZM182 138H184V137H182ZM233 138H234V137L232 136V139H233ZM263 138H264V137H263ZM101 139H102V138H101ZM125 139H126V137H125ZM125 139H124V140H125ZM128 139H129V137H128ZM130 139H131V138H130ZM166 139H167V138H166ZM172 139H173V138H172ZM179 139H180V138H179ZM179 139H178V140H179ZM198 139H199V138H198ZM212 139H214V138H212ZM243 139H244V138H243ZM250 139H251V138H250ZM255 139H256V138H255ZM260 139H261V138H260ZM102 140H103V139H102ZM111 140H112V139H111ZM175 140H176V139H175ZM114 141H115V140H114ZM179 141H180V140H179ZM222 141H223V140H222ZM222 141H221V142H222ZM257 141H258V138H257ZM259 141H261V140H259ZM180 142H181V141H180ZM214 142H215V141H214ZM245 142H246V141H245ZM16 143H17V142H16ZM102 143H103V142H102ZM203 143H204V142H203ZM224 143H225V142H224ZM97 144H98V143H97ZM158 144H159V142H158ZM179 144H181V143H178V145H179ZM182 144L185 145L186 143H184L183 140H182ZM176 145H177V144H176ZM205 145H206V144H205ZM212 145H213V144H212ZM233 145H234V144H233ZM233 145H232V146H233ZM263 145H264V144H262L261 146H263ZM97 146H99V145H97ZM180 146H181V145H180ZM236 146H237V145H236ZM236 146H235V147H236ZM112 147H113V146H112ZM186 147H187V145H186ZM188 147H191V145L188 146ZM207 147H208V146H207ZM7 148H8V147H7ZM95 148H96V147H95ZM184 148H185V146H184ZM261 148H262V147H261ZM263 148H264V146H263ZM263 148H262V149H263ZM8 149H9V148H8ZM176 149H177V148H176ZM19 150H20V149H19ZM94 150H95V149H94ZM97 150H99V149H97ZM121 150H122V149H121ZM234 150H235V149H234ZM7 151H8V150H7ZM103 151H104V150H103ZM115 151H116V149H115ZM194 151H195V150H194ZM263 151H264V150H263ZM130 152H131V151H130ZM198 152H199V151H198ZM231 152H232V151H231ZM19 153H20V152H19ZM100 153H101V152H100ZM123 153H124V152H123ZM194 153H195V152H194ZM196 153H197V152H196ZM202 153H203V152H202ZM107 154H108V153H107ZM116 154H117V153H116ZM120 154H121V153H120ZM128 154H129V152H128ZM205 154H206V153H205ZM205 154H203L202 156H205ZM231 154H233V153H231ZM79 155H80V154H79ZM81 155H82V154H81ZM113 155H114V154H113ZM125 155H127V154H125ZM131 155H132V154H131ZM143 155H144V154H143ZM188 155H189V154H188ZM191 155H192V154H191ZM194 155H195V154H194ZM207 155H208V154H207ZM222 155H223V154H222ZM226 155H229V154H226ZM7 156H8V155H7ZM18 156H19V155H18ZM121 156H122V155H121ZM121 156H120V157H121ZM141 156H142V155H141ZM186 156H187V155H185V157H186ZM192 156H193V155H192ZM199 156H200V155H199ZM223 156H224V155H223ZM223 156H222V158H223ZM56 157H57V156H56ZM60 157H61V156H60ZM117 157H118V156H117ZM126 157H127V156H126ZM226 157H227V156H226ZM226 157H225V158H226ZM245 157H246V156H245ZM15 158H16V157H15ZM140 158H141V157H140ZM140 158H139V159H140ZM188 158H189V157H188ZM198 158H199V157H198ZM205 158H207V157H205ZM219 158H220V157H219ZM7 159H8V158H7ZM103 159H104V158H103ZM177 159H178V158H177ZM208 159H209V158H208ZM259 159H260V157L258 158L257 161H259ZM137 160H138V159H137ZM189 160H190V159H189ZM197 160H198V159H197ZM225 160H226V159H225ZM120 161H121V163H122V160H120ZM133 161H134V160H133ZM185 161H186V159H185ZM240 161H241V160H240ZM242 161H243V160H242ZM9 162H10V161H9ZM109 162H110V161H109ZM113 162H114V161H113ZM117 162H118V161H117ZM124 162H125V161H124ZM211 162H212V161H211ZM217 162H218V161H217ZM224 162H225V161H224ZM254 162H255V161H254ZM231 163H232V162H231ZM233 163H235V162H233ZM109 164H110V163H109ZM114 164H115V163H114ZM124 164H125V163H124ZM134 164H135V163H134ZM136 164H138V163H136ZM139 164H140V163H139ZM148 164H149V162H148ZM183 164H184V163H183ZM260 164H262V163H259L258 165H260ZM106 165H107V164H106ZM126 165H127V163H126ZM149 165H150V164H149ZM179 165H180V164H179ZM238 165H239V164H238ZM241 165H242V164H241ZM114 166H115V165H114ZM232 166H233V165H232ZM250 166H251V165H250ZM38 167H39V166H38ZM38 167H37V168H38ZM115 167H116V166H115ZM124 167H125V166H124ZM128 167H129V166H128ZM133 167H134V166H133ZM145 167H147V166H145ZM148 167H149V166H148ZM148 167H147V168H148ZM202 167H203V166H202ZM252 167H253V165H252ZM260 167H263V166H260ZM260 167H259V168H260ZM110 168H112V167H110ZM130 168H131V167H130ZM232 168H233V167H232ZM232 168H231V169H232ZM124 169H125V168H124ZM128 169H129V168H128ZM128 169H127V170H128ZM133 169H134V168H133ZM140 169H142V168H140ZM34 170H35V169H34ZM261 170H262V169H261ZM31 171H32V170H31ZM31 171H30V172H31ZM116 171H117V169H116ZM132 171H133V170H132ZM142 171H144V170H142ZM149 171L151 172V170H149ZM233 171H234V169H233ZM241 171H242V169H241ZM80 172H81V171H80ZM139 172H140V171H139ZM145 172H146V169H145ZM147 172H148V171H147ZM110 173H111V172H110ZM132 173H133V172H132ZM237 173H238V172H237ZM244 173H245V172H244ZM247 173H248V172H247ZM135 174H137V173H135ZM147 174H148V173H147ZM229 174H230V173H229ZM231 174H232V173H231ZM234 174H235V173H234ZM101 175H102V174H101ZM131 175H132V174H131ZM131 175H130V176H131ZM142 175H143V174H142ZM149 175H150V174H149ZM248 175L250 176L251 174H248ZM103 176H104V175H103ZM105 176H106V175H105ZM114 176H115V175H114ZM134 176H135V175H134ZM144 176H145V174H144ZM144 176H143L142 178H144ZM237 176H238V175H237ZM237 176H236V177H237ZM251 176H252V175H251ZM19 177H20V176H19ZM139 177H140V176H139ZM145 177H146V176H145ZM148 177H149V176H148ZM148 177H147V178H148ZM226 177H227V176H226ZM232 177H233V176H232ZM236 177H235V178H236ZM242 177H243V176H242ZM252 177H253V176H252ZM111 178H112V177H111ZM114 178H115V177H114ZM230 178H231V177H230ZM230 178H229V179H230ZM233 178H234V177H233ZM233 178H232V179H233ZM240 178H241V177H240ZM244 178H245V177H244ZM103 179H104V178H103ZM144 179H145V178H144ZM100 180H101V179H100ZM134 180L136 181V179H134ZM241 180H242V179H241ZM244 180H245V179H244ZM250 180H251V179H250ZM110 181H111V180H110ZM114 181H115V180H114ZM126 181H127V180H126ZM148 181H149V179H148ZM235 181H236V180H235ZM238 181H239V180H238ZM262 181H263V180H262ZM106 182H107V181H106ZM143 182H144V181H143ZM150 182H152L151 179H150ZM226 182H227V181H226ZM229 182H231V181H229ZM248 182H249V181H248ZM4 183H5V182H4ZM92 183H93V182H92ZM98 183H101V182H98ZM98 183H97V184H98ZM113 183H114V182H113ZM113 183H112V184H113ZM115 183H116V182H115ZM137 183H138V182H137ZM137 183H136V184H137ZM139 183H140V181H139ZM231 183H232V182H231ZM231 183H230V184H231ZM245 183H247V182H245ZM249 183H250V182H249ZM144 184H145V183H144ZM227 184H229V183L227 182ZM255 184H256V183H255ZM101 185H102V184H101ZM106 185H107V184H106ZM106 185H105V186H106ZM121 185H122V184H121ZM142 185H143V184H142ZM145 185H148V183L145 184ZM243 185H244V183H243ZM248 185H249V184H248ZM259 185H262V184H259ZM108 186H110V185H108ZM150 186H151V185H150ZM244 186H246V184H245ZM244 186H243V187L241 186V187L244 188ZM257 186H258V185H257ZM47 187H48V186H47ZM57 187H58V186H57ZM122 187H123V186H122ZM235 187H236V186H235ZM238 187H240V186H238ZM89 188H90V186H89ZM105 188H106V187H105ZM105 188H104V189H105ZM112 188H113V187H112ZM259 188H260V187H259ZM148 189H149V188H148ZM150 189H151V187H150ZM150 189H149V190H150ZM226 189H227V187H226ZM257 189H258V187H257ZM25 190H26V189H25ZM56 190H57V189H55V191H56ZM74 190H75V189H74ZM121 190H122V189H121ZM124 190H125V189H124ZM141 190H142V189H141ZM240 190H242V189H240ZM261 190H262V189H261ZM125 191H126V190H125ZM245 191H246V190H245ZM252 191H253V190H252ZM255 191H256V190H255ZM259 191H260V190H259ZM101 192H102V190H101ZM144 192H145V191H144ZM99 193H100V192H99ZM133 193H134V192H133ZM142 193H143V192H142ZM142 193H141V195H142ZM241 193H242V192H241ZM258 193L260 194V192H258ZM19 194H20V193H19ZM120 194H121V193H120ZM130 194H131V193H130ZM150 194H151V192H150ZM45 195H46V193H45ZM146 195H149V194H146ZM146 195H145V196H146ZM37 196H38V195H37ZM37 196H36V197H37ZM69 196H70V195H69ZM71 196H72V195H71ZM152 196H153V195H152ZM119 197H120V196H119ZM119 197H118V199H119ZM124 197H125V196H124ZM249 197H250V195H249ZM11 198H12V197H11ZM11 198H10V199H11ZM146 198H147V197H146ZM0 199H1V198H0ZM138 199H139V198H138ZM155 199H156V198H155ZM167 199L169 200V198H167ZM145 200H146V199H145ZM162 200H163V199H162ZM69 201H70V198H69ZM165 201H167V200L165 199ZM159 202H160V201H159ZM163 202H164V201H162V203H163ZM154 203H155V202H154ZM157 203H158V202H157ZM157 203H156V204H157ZM32 204H34V203H32ZM65 204H66V203H65ZM86 204H87V203H86ZM164 204H165V202H164ZM179 204H180V203H179ZM151 205H153V204H151ZM162 205H163V204H162ZM6 206H7V205H6ZM17 206H18V205H17ZM32 206H33V205H32ZM30 207H31V206H30ZM45 207H46V206H45ZM95 207H96V206H95ZM150 207H151V206H150ZM161 207H162V206H161ZM165 207H166V206H165ZM168 207H169V205H168ZM180 207H181V205H180ZM212 207L214 208L213 205H212ZM170 208H171V207H170ZM172 208H173V207H172ZM172 208H171V209H172ZM207 208H209V206H208ZM13 209H14V208H13ZM64 209H65V208H64ZM81 209H82V208H81ZM164 209H165V208H164ZM180 209H181V208H180ZM180 209H179V210H180ZM18 210H20V209H18ZM148 210H149V208H148ZM167 210H168V208H167ZM173 210H174V209H173ZM175 210L177 211V209H175ZM10 211H11V210H10ZM81 211H82V210H81ZM156 211H157V210H156ZM176 211H174V213H175ZM28 212H29V211H28ZM118 212H119V211H118ZM129 213H130V212H129ZM148 213H149V212H148ZM156 213H157V212H156ZM203 213H204V212H203ZM29 214H30V213H29ZM115 214H116V213H115ZM125 214H126V213H125ZM169 214H170V213H169ZM181 214H182V213H181ZM191 214H192V213H191ZM197 214H198V213H197ZM149 215H150V214H149ZM166 215H167V214H166ZM175 215H176V214H175ZM17 216H18V215H17ZM27 216H28V215H27ZM57 216H58V215H57ZM204 216H205V215H204ZM125 217H126V216H125ZM149 217H150V216H149ZM155 217H156V216H155ZM180 217H181V216H180ZM201 217H202V216H201ZM11 218H12V217H11ZM11 218H10V219H11ZM34 218H35V217H34ZM37 218H38V217H37ZM144 218H145V217H144ZM151 218H152V217H151ZM156 218H157V217H156ZM156 218H155V219H156ZM190 218H191V217H190ZM115 219H116V218H115ZM145 219H146V218H145ZM155 219H154V220H155ZM193 219H194V218H193ZM200 219H201V218H200ZM54 220H55V219H54ZM109 220H110V219H109ZM111 220H112V219H111ZM206 220H207V219H206ZM115 221H116V220H115ZM163 221H165V220H163ZM173 221H175V220H173ZM194 221H195V220H194ZM32 222H33V221H32ZM131 222H132V220H131ZM186 222H187V221H186ZM188 222H189V221H188ZM202 222H203V221H202ZM21 223H23V222H21ZM74 223H75V222H74ZM146 223H147V222H146ZM32 224H33V223H32ZM208 224H209V223H208ZM73 225H74V224H73ZM53 226H54V225H53ZM80 226H82V225H80ZM80 226H79V227H80ZM88 226H89V225H88ZM171 226H172V224H171ZM193 226H194V225H193ZM236 226H237V225H236ZM85 227H86V226H85ZM110 227H111V226H110ZM186 227H187V226H186ZM190 227H191V226H190ZM198 227H199V226H198ZM205 227H206V226H205ZM69 228H70V227H69ZM75 228H77V227H75ZM104 228H105V227H104ZM141 228H142V227H141ZM181 228H182V227H181ZM200 228H201V227H200ZM202 228H203V227H202ZM18 229H19V228H18ZM96 229H97V228H96ZM129 229H130V228H129ZM155 229H156V228H155ZM198 229H199V228H198ZM205 229H206V228H205ZM48 230H49V229H48ZM156 230H157V229H156ZM200 230H201V229H200ZM126 231H127V230H126ZM157 231H158V230H157ZM203 232H204V231H203ZM210 232H211V231H210ZM153 233H154V232H153ZM167 233H168V232H167ZM187 233H188V232H187ZM211 233H212V232H211ZM237 233H238V232H237ZM2 234H3V233H1L0 235H2ZM68 234H69V233H68ZM193 234H194V233H193ZM201 234H202V233H201ZM201 234H200V236H202ZM204 234H205V233H204ZM207 234H208V233H207ZM27 235H28V234H27ZM190 235H191V234H190ZM190 235H189V236H190ZM253 235H254V234H253ZM2 236H3V235H2ZM169 236H171V235H169ZM192 236H193V235H192ZM8 237H9V236H8ZM103 237H104V236H103ZM126 237H127V236H126ZM9 238H11V237H9ZM78 238H79V237H78ZM138 238H139V237H138ZM172 238H173V237H172ZM190 238H191V237H190ZM193 238H194V237H193ZM240 238H241V237H240ZM6 239H7V238H6ZM31 239H32V238H31ZM71 239H72V238H71ZM98 239H100V238H98ZM98 239H97V240H98ZM128 239H129V238H128ZM153 239H154V238H153ZM159 239H160V238H159ZM163 239H164V238H163ZM204 239H205V238H204ZM238 239H239V237H238ZM4 240H5V239H4ZM26 240H27V239H26ZM95 240H96V239H95ZM97 240H96V241H97ZM108 240H109V239H108ZM120 240H121V239H120ZM202 240H203V239H202ZM202 240H201V241H202ZM241 240H242V239H241ZM99 241H100V240H99ZM109 241H110V240H109ZM193 241H194V240H193ZM203 241H204V240H203ZM212 241H213V240H212ZM212 241H211V242H212ZM4 242H5V241H4ZM41 242H42V241H41ZM97 242H98V241H97ZM0 243H1V242H0ZM87 243H89V242H87ZM185 243H186V242H185ZM197 243H198V242H197ZM208 243H209V242H208ZM239 243H240V242H239ZM240 244H241V243H240ZM243 244H244V243H243ZM84 245H85V244H84ZM213 245H214V244H213ZM8 246H9V245H8ZM38 246L40 247V245H38ZM86 246H87V244H86ZM92 246H93V245H92ZM101 246H102V245H101ZM137 246H138V245H137ZM164 246H165V245H164ZM202 246H203V245H202ZM204 246H205V245H204ZM243 246H244V245H243ZM182 247H183V246H182ZM182 247H181V248H182ZM44 248H45V247H44ZM176 248H177V247H176ZM199 248H201V246H200ZM210 248H211V247H210ZM246 248H247V247H246ZM105 249H106V248H105ZM185 249H186V248H185ZM194 249H195V248H194ZM197 249H198V247H197ZM201 249H202V248H201ZM207 249H208V248H207ZM32 250H33V249H32ZM45 250H46V249H45ZM140 250H141V249H140ZM245 250H246V249H245ZM15 251H16V250H15ZM21 251H22V250H21ZM129 251H130V250H129ZM180 251H181V249H180ZM42 252H45V251H42ZM42 252H41V253H42ZM71 252H72V251H71ZM126 252H127V250H126ZM135 252H136V251H135ZM141 252H142V250H141ZM201 252H202V251H201ZM209 252H210V251H209ZM214 252H215V251L213 250V253H214ZM235 252H236V251H235ZM22 253H23V252H22ZM84 253H85V252H84ZM46 254H47V251H46ZM46 254H44V255H46ZM52 254H53V253H52ZM103 254H104V253H103ZM124 254H125V253H124ZM184 254H185V253H184ZM191 254H192V253H191ZM199 254H200V253H199ZM207 254L210 255L208 252H207ZM30 255H31V254H30ZM132 255H133V254H132ZM179 255H180V254H179ZM181 255H182V253H181ZM46 256H47V255H46ZM48 256H49V255H48ZM135 256H136V255H135ZM167 256H168V255H167ZM211 256H212V255H211ZM40 257H41V255H40ZM43 257H44V256H43ZM54 257H55V255H54ZM172 257H173V256H172ZM213 257H214V255H213ZM107 258H108V257H107ZM125 258H126V257H125ZM206 258H207V257H206ZM214 258H215V257H214ZM29 259H30V258H29ZM36 259H37V258H36ZM36 259H34V260H36ZM57 259H58V258H57ZM126 259H127V258H126ZM189 259H190V258H189ZM243 259H244V258H243ZM243 259H242V260H243ZM31 260H32V259H31ZM40 260H41V259H40ZM47 260H48V259H47ZM50 260H51V259H50ZM127 260H128V259H127ZM191 260H192V259H191ZM28 261H30V260H28ZM41 261H42V260H41ZM41 261H40V262H41ZM58 261H59V260H58ZM110 261H111V260H110ZM185 261H186V260H185ZM187 261H188V260H187ZM189 261H190V260H189ZM210 261H211V260H210ZM228 261H229V260H228ZM243 261H244V260H243ZM251 262H252V261H251ZM29 263H30V262H29ZM175 263H176V262H175ZM183 263H184V262H183ZM214 263H215V262H214ZM228 263H229V262H228ZM230 263H231V262H230ZM22 264H23V263H22ZM35 264H37V263H35ZM70 264H71V263H70ZM124 264H125V262H124ZM247 264H248V263H247ZM251 264H252V263H251Z\"/></svg>",
    "mask_w": 264,
    "mask_h": 264
}]
</instances>
